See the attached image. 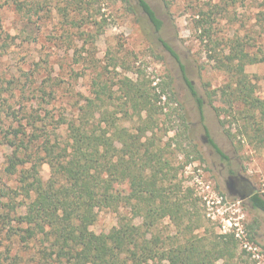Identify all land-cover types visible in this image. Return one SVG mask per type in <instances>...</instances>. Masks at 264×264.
Masks as SVG:
<instances>
[{
	"label": "rangeland",
	"instance_id": "374dc122",
	"mask_svg": "<svg viewBox=\"0 0 264 264\" xmlns=\"http://www.w3.org/2000/svg\"><path fill=\"white\" fill-rule=\"evenodd\" d=\"M18 1L23 12L12 2L0 0V192L6 194L0 197V264H43L42 251L48 248L42 238L20 244L8 235L10 229L17 228L13 219L25 213L23 205L28 200L21 191L19 175L7 172L13 149L3 144L5 135L14 139L23 131L33 133L31 118L38 117L36 126L41 131L37 133L64 139L66 126L58 122L76 117L78 108L104 86L113 98L106 100L100 113L134 132L139 125L137 116L130 110L121 112L124 79L152 81L153 87L167 85V92L173 93L175 102L170 107L174 115L158 116L154 131L148 135L166 149L165 158L173 164L176 179L170 183H181L183 189L194 191L197 207L192 211H199L203 223L193 235L210 239L235 233L241 241L240 250L251 255L241 261L264 264V213L239 198H230L225 189L230 172L247 178L264 196V143H251L241 136L232 139L228 130L235 134L238 125L231 123L227 113L217 114V109L225 107L219 89L230 83L217 60L229 54L235 41L257 58L245 71L256 85L255 95L264 99V0H146L163 23L161 37L177 53L186 78L204 100L203 119L178 63L158 42L134 1L132 12L113 0ZM217 91L210 100L209 95ZM165 101L163 98L161 105ZM181 115L203 158L184 169L180 168L184 156L174 145L165 147L175 136L174 131L165 135L166 130L179 129ZM204 137L229 158L222 174L220 160L204 145ZM40 175L44 181L50 179L47 163L41 165ZM117 190L128 192L127 184H119ZM120 212L130 216L128 209ZM118 217L111 210L98 211L91 230L108 234L117 226ZM135 223L141 225L142 218H136ZM182 228L164 218L147 236H159L162 247L168 246L171 241H183Z\"/></svg>",
	"mask_w": 264,
	"mask_h": 264
},
{
	"label": "trees",
	"instance_id": "16d2710c",
	"mask_svg": "<svg viewBox=\"0 0 264 264\" xmlns=\"http://www.w3.org/2000/svg\"><path fill=\"white\" fill-rule=\"evenodd\" d=\"M113 1L127 6L131 12L134 1L146 16L158 42L178 63L203 119L204 100L186 78L177 53L161 37L163 23L151 6L146 0ZM7 2L23 12L20 1ZM217 61L219 68L230 77V83L219 89L225 107L217 109V114L221 117L222 112L227 113L231 123L238 125L237 133L229 129L228 135L234 140L241 136L251 143L263 144L264 99L255 95L256 85L245 71L257 58L246 53L241 42L235 41L230 45L229 54ZM152 84V81L124 79L120 86L121 112L127 114L130 110L139 121L134 132L100 113L106 100L113 98L104 86L95 92V98L78 108L76 117L58 122L66 126L64 139L37 133L41 131L36 126L38 117L31 118L33 133L28 135L23 131L21 137L14 139L5 135L3 144L13 149L7 159V172L19 175L21 191L28 200L23 205L25 213L13 219L17 228L10 229L8 235L17 238L20 244L42 238L48 244L42 251L43 264H256L241 261L245 255H251L245 249L240 250L241 241L235 233L214 235L210 239L193 235L203 223L199 211H192L197 207L194 191L189 187L183 189L181 183H170L176 179V174L172 175L173 164L165 158L166 149H161L148 135L154 131L158 116L174 115L170 105L175 100L171 98L173 93L167 92L169 86L153 87ZM217 93L210 94L209 99L213 100ZM163 98L167 101L161 105ZM178 120L179 129L166 130L165 135L174 131L175 136L165 147L174 145L184 156L180 166L184 169L203 158L189 138L185 117L181 115ZM211 146L223 160H229L213 141ZM44 163L51 169L47 181L40 175ZM167 181L170 184L164 186ZM121 183L127 184L128 192L117 190ZM1 196L6 194L0 192ZM250 204L264 213L263 195L256 193ZM120 209H128L130 216ZM101 210L119 215L117 226L108 234L91 230ZM138 217L142 218L141 225L135 223ZM164 218L171 219L179 228L183 226L182 242L171 241L162 247L159 236L148 238L151 228ZM248 239L254 241L253 236Z\"/></svg>",
	"mask_w": 264,
	"mask_h": 264
},
{
	"label": "flooded vegetation",
	"instance_id": "af4514ba",
	"mask_svg": "<svg viewBox=\"0 0 264 264\" xmlns=\"http://www.w3.org/2000/svg\"><path fill=\"white\" fill-rule=\"evenodd\" d=\"M203 143L205 146H211V140L204 137ZM215 154L220 160L221 174L225 169V160H223L212 148L211 155ZM225 189L227 195L230 198H239L240 200L247 202L249 205L251 198L257 193L250 181L244 176L238 174L234 175L233 173L227 172L225 177Z\"/></svg>",
	"mask_w": 264,
	"mask_h": 264
}]
</instances>
